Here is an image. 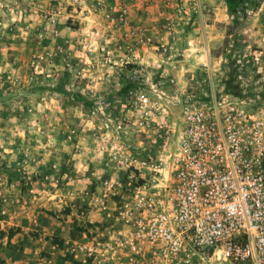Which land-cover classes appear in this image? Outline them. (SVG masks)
Here are the masks:
<instances>
[{
	"label": "rangeland",
	"instance_id": "1",
	"mask_svg": "<svg viewBox=\"0 0 264 264\" xmlns=\"http://www.w3.org/2000/svg\"><path fill=\"white\" fill-rule=\"evenodd\" d=\"M117 1L0 0V264H158L131 248L127 166L112 151L155 159L165 134L162 117L128 120V91L161 95L174 122L181 95L202 101L211 84L264 105V0H152L149 31L131 21L136 0L116 26ZM205 35L218 38L209 52L190 44ZM108 38H150L156 58ZM183 264L223 263L198 251Z\"/></svg>",
	"mask_w": 264,
	"mask_h": 264
},
{
	"label": "built area",
	"instance_id": "2",
	"mask_svg": "<svg viewBox=\"0 0 264 264\" xmlns=\"http://www.w3.org/2000/svg\"><path fill=\"white\" fill-rule=\"evenodd\" d=\"M114 11L116 26L125 24L126 3L118 0ZM142 34V27L125 33ZM120 40L122 50L151 42ZM202 65L211 79L209 61ZM205 95L182 94L176 122L159 94L138 89L123 98L133 125L147 128L162 117L157 127L165 134L155 159H135L113 144L112 158L127 166L131 248L158 264H183L198 251L217 253L223 264H264V105L218 95L212 84ZM148 171L153 178L145 179Z\"/></svg>",
	"mask_w": 264,
	"mask_h": 264
},
{
	"label": "crops",
	"instance_id": "3",
	"mask_svg": "<svg viewBox=\"0 0 264 264\" xmlns=\"http://www.w3.org/2000/svg\"><path fill=\"white\" fill-rule=\"evenodd\" d=\"M153 10H154V6H153L152 0H136V2L131 4V7H130V16L132 18L131 21L134 23H141L144 26H147L146 28L149 31V29L153 28L154 26L152 22V19L154 17L153 16L150 17V14L152 13L151 11ZM145 23L148 24L149 26L146 25ZM120 27H123V26L121 25ZM205 36L206 38H191L190 44L192 43L193 47L195 49L197 48L199 51L201 49L200 46L204 45L205 48L208 49V52H209L210 48L214 47L216 43L218 42V38H211V35H205ZM108 39L112 40L113 42H116L119 38H108ZM152 39L158 40V38H152ZM181 50L185 51L186 49L181 48ZM134 54L140 56L143 60H145L146 58H156L155 57L156 51L154 47H144L142 46V44L141 45L138 44L136 45V47H134ZM199 59H200V54L199 56L194 57L192 64L184 68L185 71L197 69L196 67L201 65L199 64L200 63ZM116 60L118 61V59ZM175 67H177V70L175 71L177 72V71L182 70L184 65L178 64V65H175Z\"/></svg>",
	"mask_w": 264,
	"mask_h": 264
}]
</instances>
